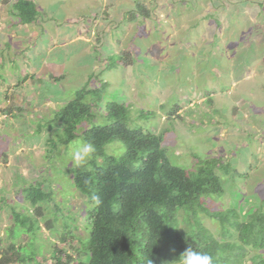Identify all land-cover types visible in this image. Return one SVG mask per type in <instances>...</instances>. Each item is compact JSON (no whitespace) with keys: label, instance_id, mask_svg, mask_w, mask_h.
Returning <instances> with one entry per match:
<instances>
[{"label":"rangeland","instance_id":"374dc122","mask_svg":"<svg viewBox=\"0 0 264 264\" xmlns=\"http://www.w3.org/2000/svg\"><path fill=\"white\" fill-rule=\"evenodd\" d=\"M15 1L0 0L1 264L89 257L92 204L69 156L83 139L50 142L63 130L56 112L84 87L102 92L98 121L108 101L125 104L133 126L164 134L172 162L228 164L212 210L264 211V0H34L40 15L26 24ZM37 182L52 198L33 205L22 190ZM201 215L220 238V222ZM243 259L264 264V247Z\"/></svg>","mask_w":264,"mask_h":264},{"label":"trees","instance_id":"16d2710c","mask_svg":"<svg viewBox=\"0 0 264 264\" xmlns=\"http://www.w3.org/2000/svg\"><path fill=\"white\" fill-rule=\"evenodd\" d=\"M12 12L22 23L40 15L34 0H16ZM101 95L98 88L77 90L55 114L63 123V134L58 141L50 140L56 147L81 137L97 147L86 167L71 169L75 187L92 204L87 219L89 257L75 264H146L148 258L153 264H173L188 247L210 253L215 264H243L247 246L264 247V211L250 212L243 220L235 208L209 207L211 198L225 193L219 171L229 173L228 164L218 157L202 158L195 167L172 162L164 134L133 126L125 104L108 101L101 110L104 121H98L95 108L100 109ZM115 141L124 145L123 154L106 155L104 146ZM43 187L37 182L22 192L34 205L51 200L52 193ZM93 195L101 198L100 205L93 204ZM202 213L220 222V238L205 225ZM14 215L22 223L27 220ZM183 222L187 229L181 227ZM8 250L9 259H19L13 243Z\"/></svg>","mask_w":264,"mask_h":264},{"label":"clouds","instance_id":"9594fccd","mask_svg":"<svg viewBox=\"0 0 264 264\" xmlns=\"http://www.w3.org/2000/svg\"><path fill=\"white\" fill-rule=\"evenodd\" d=\"M0 17L1 24V14ZM69 149L70 161L76 168L86 167L89 161H91L97 153L96 145L90 140H77L69 146ZM123 151V146L118 142H112L104 146V152L108 156L119 157L123 154ZM97 163H100V161L98 160ZM91 199L96 206L102 203L101 198L98 195H93ZM146 264H153L152 259L148 258ZM173 264H215V257L206 251L188 247L180 253L176 259H174Z\"/></svg>","mask_w":264,"mask_h":264},{"label":"built area","instance_id":"2783aa9c","mask_svg":"<svg viewBox=\"0 0 264 264\" xmlns=\"http://www.w3.org/2000/svg\"><path fill=\"white\" fill-rule=\"evenodd\" d=\"M0 20H1V17H0Z\"/></svg>","mask_w":264,"mask_h":264}]
</instances>
